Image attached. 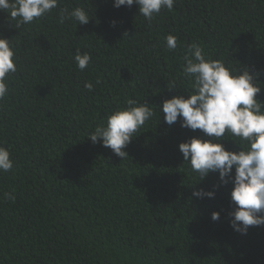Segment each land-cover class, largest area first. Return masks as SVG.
Listing matches in <instances>:
<instances>
[{
	"label": "trees",
	"instance_id": "16d2710c",
	"mask_svg": "<svg viewBox=\"0 0 264 264\" xmlns=\"http://www.w3.org/2000/svg\"><path fill=\"white\" fill-rule=\"evenodd\" d=\"M65 7L84 8L89 23H59ZM169 34L178 37L174 51ZM0 36L10 39L17 65L0 101V146L14 161L0 172V264H264V226L246 235L230 226L232 183L219 186L218 173L199 181L179 151L203 133L169 126L160 112L164 100L191 91L183 56L192 43L258 73L264 100V0H175L151 23L135 4L60 0L20 27L0 11ZM76 49L92 58L83 71ZM173 79L177 89L169 90ZM128 99L155 115L122 160L89 136ZM225 139L227 150L239 151ZM214 185V199L193 197ZM13 190L15 202L5 201Z\"/></svg>",
	"mask_w": 264,
	"mask_h": 264
},
{
	"label": "clouds",
	"instance_id": "9594fccd",
	"mask_svg": "<svg viewBox=\"0 0 264 264\" xmlns=\"http://www.w3.org/2000/svg\"><path fill=\"white\" fill-rule=\"evenodd\" d=\"M174 3L175 0H113V7L131 8L135 4L138 15L151 23L162 9L172 11ZM59 4L60 0H0V11H6L20 27L44 18ZM58 15L61 24L69 20L77 25H87L90 21L88 12L82 7L71 10L65 7ZM115 23L112 22L113 26ZM165 41L169 51L178 47L175 35H167ZM91 59L90 54L76 49L74 60L81 71L87 68ZM15 60L10 39L0 36V101L9 91L6 78L17 71ZM183 61V77L191 91L164 100L160 112L169 126L179 122L181 128L203 133V137H192L180 143L179 151L191 170L198 174L199 181L218 173L219 186L232 183L234 210L229 213L230 226L246 235L250 226H264V100L258 99L262 93L259 75L247 67L237 70L222 59L206 57L203 47L197 43L187 46ZM96 83L99 84L100 80L97 79ZM84 87L91 92L94 85L85 82ZM167 87L176 90L175 79L169 81ZM126 105L109 114L106 126L97 127L89 136L93 144L101 142L122 160L129 159L123 149L155 115L154 108L143 102L128 99ZM229 135L233 138L230 140L239 146V151H229L221 142ZM13 168L10 151L0 146V172H9ZM219 186L214 185L213 191L201 188L192 195L199 199H214ZM14 191L4 193V200L14 203ZM211 219L219 220L220 214L213 212Z\"/></svg>",
	"mask_w": 264,
	"mask_h": 264
}]
</instances>
